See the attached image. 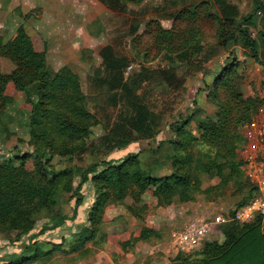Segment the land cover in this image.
<instances>
[{
	"label": "rangeland",
	"instance_id": "obj_1",
	"mask_svg": "<svg viewBox=\"0 0 264 264\" xmlns=\"http://www.w3.org/2000/svg\"><path fill=\"white\" fill-rule=\"evenodd\" d=\"M183 10L210 14V19L199 17L196 23L201 51L195 45L192 53L162 52V45L156 44L148 25L157 22L169 30L175 16ZM28 14L30 18L23 19ZM251 14L252 22L243 28L251 40L260 42L258 32L263 14L256 11L252 0H144L140 4L121 0H0V38L8 41L15 28L23 23L33 37L35 48L46 51L49 67L56 72L66 67L81 79L83 106L91 117L87 120L89 133L84 141L63 135V131L59 134L58 118L66 106L51 102L46 129L54 149L52 154L39 157L41 151L30 143L25 93L14 90L12 84L0 89L3 98L11 97V103L6 104L0 98V192L2 199L10 198L9 204L0 208V229L5 230L0 232V259L21 253L27 244L28 237H19L21 224H33L32 235L41 229L47 214H71L75 201L68 199L72 194L58 196L48 211L38 210L44 206L39 205L40 198L54 174L101 162L118 166L128 155L155 149L157 143L170 139L169 125L193 114L200 119L210 117L215 122L219 110L205 98L204 86H210L214 75L230 62L238 61L235 71L238 78L232 77V90L227 92L239 91L244 99L258 100L256 115L239 127L241 140L246 144V133L253 123L264 128V68L250 57L241 42L232 45L229 52L218 44L226 33L223 30L219 35V21L223 22L226 16L239 21ZM259 54L264 60V41L259 43ZM12 71L10 61L0 57V74L10 75ZM195 92L200 94L194 95ZM185 129L195 133V123L191 121ZM241 150H236L239 160ZM165 167L152 174H169V165ZM104 168L100 166L98 173ZM198 179L201 190L218 183L214 173L200 174ZM77 184L78 179L74 186ZM251 192L252 186L244 174L231 180L221 194L213 190L207 198L201 194L185 204L158 207L156 200L146 193L142 202L151 209L143 212L140 220L128 212L127 206L132 201L126 196L115 206L107 205L94 241L76 252L71 250V235L78 233L80 225L92 227L87 210L95 202L96 194L87 183L81 189L84 201L74 221L40 236L35 242L36 257L21 264H115L117 240L127 239V229L138 228L153 233L136 245L135 260L131 257L120 264H190L191 261L196 264L193 255L188 258L170 250L171 234L186 224L210 220L216 215L232 216ZM103 236H107L104 249L98 243ZM206 241L220 242L213 235ZM86 251L90 253L83 254ZM118 253L115 257L122 260Z\"/></svg>",
	"mask_w": 264,
	"mask_h": 264
},
{
	"label": "trees",
	"instance_id": "obj_2",
	"mask_svg": "<svg viewBox=\"0 0 264 264\" xmlns=\"http://www.w3.org/2000/svg\"><path fill=\"white\" fill-rule=\"evenodd\" d=\"M121 1L126 4H140L144 0ZM252 1L256 5V11L263 14L261 29L258 32L259 41L262 42L264 41V0ZM206 15L183 10L175 16L169 30H164L157 22L148 26L156 44L162 45V52L172 54L188 50L192 53L195 45L200 52L201 38L197 35L196 23L199 17L203 20L207 17L210 19V14ZM252 17L253 14L236 21L226 16L223 22L219 21L221 27L219 35H222L223 30L226 33L224 40L218 44L229 52L232 45L241 42L243 47L249 50L250 57L264 68V60L259 54L260 42L251 40L243 28L252 22ZM28 18L30 14L23 17V19ZM0 57L9 60L14 67L10 75L0 74V89L3 90L8 84H12L14 90L25 93L30 122V143L41 151L39 157L52 154L54 149L51 143L53 140H50V134L46 129V121L50 113L48 106L51 102L56 101L66 106L65 112L58 118L60 122L58 133L63 131L64 133H61L63 135L69 134L85 140L89 133L87 120L91 117L83 106L85 94L78 76L71 74L66 67L57 72L49 67L46 51H38L35 48L33 37L24 25L19 26L8 41L0 38ZM237 68L238 61L226 64L214 75L211 85L204 86L206 99L219 110L215 122L210 117L200 119L193 114L194 116L169 125L172 133L170 139L157 143L155 149L128 155L127 159L118 166H113L111 162H101L83 169L76 167L54 174L53 180L48 183L40 198L39 205L44 206L39 207L38 210L48 211L55 205L58 196L62 198L72 194L68 199L75 201L71 214L61 212L47 214L44 216L41 229L32 235L30 234L35 229L32 228L33 224H21L19 237H28L27 244L24 245L21 253L0 259V264H21L34 259L38 253L35 242L40 236L74 221L77 210L84 201L81 189L87 183L93 186L96 194L95 202L87 210L88 221L92 227L83 228L80 225L78 233L71 235L70 244L73 243L71 250L76 252L82 251L87 242L94 241L107 205L115 206L123 202L126 196L132 201L131 206H127L128 212L140 220L143 218V212L151 209L142 202V196L146 193L156 200L158 207H168L192 202L201 194L207 198L213 190H218V194H221L231 180L242 178L244 163L238 159L236 150L237 148L241 150L245 141L241 140L239 127L248 124L256 115L258 100L244 99L239 91L227 92L232 90L230 82L232 77L238 78L235 73ZM0 98L3 104L11 103L9 96L3 98L0 95ZM191 121L195 123V133L185 129ZM43 147H46V150ZM142 163L147 167H143ZM167 164L170 167L169 174L162 176L152 174L155 170H163ZM100 166L105 168L98 173ZM212 173L218 177V183L212 188L201 190L198 175ZM77 179L78 184L74 186ZM255 191L256 189L252 187L249 199L237 209L247 205L255 197ZM9 202L10 198L5 196L2 199L0 192V208L7 206ZM218 231L223 236L222 243L205 241L194 254L178 255L188 258L193 255L192 257L197 259L196 264H264V232L261 217L248 224H225L220 226ZM0 232L5 230L0 229ZM151 233L153 232L147 228H138L135 231L127 229V239L116 242L117 252L113 254L114 263L128 261L133 256L136 245L145 242ZM98 243L104 249L107 236L101 237ZM85 253L90 252L86 251L83 254ZM117 253L122 260L115 257ZM190 264H194L193 261Z\"/></svg>",
	"mask_w": 264,
	"mask_h": 264
},
{
	"label": "built area",
	"instance_id": "obj_3",
	"mask_svg": "<svg viewBox=\"0 0 264 264\" xmlns=\"http://www.w3.org/2000/svg\"><path fill=\"white\" fill-rule=\"evenodd\" d=\"M246 140L240 152V158L244 163L246 177L257 186L258 196L228 218L216 215L210 220L186 224L182 230L173 232L170 245L177 252L190 255L212 235L217 236L219 241L223 240V236L217 233V230L225 224H248L257 217H261L262 227H264V160L259 156L260 150L264 147V128L253 123L246 133Z\"/></svg>",
	"mask_w": 264,
	"mask_h": 264
},
{
	"label": "crops",
	"instance_id": "obj_4",
	"mask_svg": "<svg viewBox=\"0 0 264 264\" xmlns=\"http://www.w3.org/2000/svg\"><path fill=\"white\" fill-rule=\"evenodd\" d=\"M23 24V23H22ZM22 24H20V25H18L16 28H15V30L13 31V34L15 33V31L18 29V27L19 26H21ZM4 39V41H6L7 39L6 38H3ZM220 70V69H219ZM219 72V71H218ZM201 92V91H200ZM198 94H200L199 92H195V94L194 95H198ZM201 94H202V92H201ZM205 95H206V93H204ZM205 98H206V96H205ZM261 152L259 153V156H260V158L262 159V160H264V147L260 150ZM244 174H245V171H244ZM248 179V178H247ZM249 182H250V184H251V186L253 187V188H255L256 189V191H255V197L256 196H258V189H257V186L255 185V183H253V182H251L250 180H248ZM254 197V198H255ZM238 210V209H237ZM235 212V211H234ZM251 223V222H250ZM184 228V227H183ZM183 228H181L180 230H182ZM262 231L264 232V227H262ZM222 241L223 240H221L219 243H222ZM170 250L171 251H174L175 252V254H182V253H179V252H177L176 250H174L172 247H171V245H170ZM183 255H185V254H183ZM132 258L135 260V258H137V256L135 255V257H133L132 256ZM131 259V258H130ZM129 259V260H130Z\"/></svg>",
	"mask_w": 264,
	"mask_h": 264
}]
</instances>
